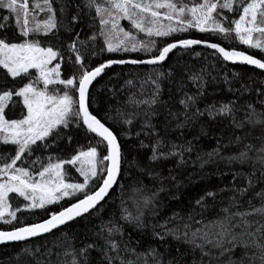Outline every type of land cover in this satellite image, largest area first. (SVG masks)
Listing matches in <instances>:
<instances>
[{"label": "snow or ice", "instance_id": "1", "mask_svg": "<svg viewBox=\"0 0 264 264\" xmlns=\"http://www.w3.org/2000/svg\"><path fill=\"white\" fill-rule=\"evenodd\" d=\"M53 3L59 4V21ZM81 4L89 13L95 9V17L92 19L99 18V31H94L86 40L80 39V33L76 32L67 44L68 63L73 68L72 75L61 78V64L53 65V61L63 59V53L51 46H41L43 41L37 39V36L41 32L45 35L52 33L59 41L58 31L62 28L65 32H73L78 15L73 14L71 22L66 23L64 15L68 5L65 0H42V4H33L32 9L39 8L41 12H46L47 19L29 26V16H32L33 20L36 17L30 11L26 0H0V7L15 14L16 27L23 37L20 42H6V38H0V68L6 70L7 77L13 78V83L16 78L21 81L28 78L27 82L19 87L9 88L7 77L0 85V142L15 146L14 156L9 157L8 153L0 156V221L11 225V230H0V242L25 241L42 237L44 234L51 235L53 230H59L60 226H66L68 222H75L76 218L86 220L87 217H94L98 223L85 229L91 233V243L82 238V246L77 247L75 236L64 232L55 237L51 245L45 241L43 251L40 245L35 249L29 246L21 249L16 258L19 259L21 253H27L31 257L39 253L45 259H37L36 264H264V187L254 191L256 184H264V99L256 101L261 105L260 108L249 101L239 104V97L219 102L218 106L217 102H213L200 108L198 102L204 95L206 83L204 75L208 73L204 67L191 72L188 79L193 82L196 92H183L178 101L183 111L165 109L170 117L168 123L176 121L175 127L182 128L190 126V122L199 121L205 115L209 121L228 120L231 130L227 143L222 142L221 136L215 148L202 155L198 154L196 159L201 167L217 160L229 165H239L241 170L232 173V180L236 181L238 177H242L245 183L242 186L232 183L230 188L220 189L221 192L231 193L226 204L223 198L220 201L215 199L216 192L207 191L195 201V206L183 214L177 210L163 219H157L163 211L164 203L159 194L167 191L163 182H175L176 178L172 175L171 168L168 169L169 175L166 177L151 167H142L139 169L141 175L146 174L150 180L157 181L158 186L152 191L149 185L140 181L139 186L132 187L131 193L122 199L125 189L121 184L117 190L118 195L113 198V202L119 201V218L112 213L105 220L101 215L103 206L100 202L118 181L123 167V155L117 136L90 111L89 86L108 65L123 64L126 61L107 60L96 67H89L85 63L86 57L96 55L97 37L103 38L104 47L108 52L148 53L150 46H156L155 40H138L131 30L126 31L120 26L122 19L129 21L132 29L144 33L147 37H166L171 33L196 29L199 32L223 34L227 39L234 32L240 43L264 52V0H200L193 2L191 6L185 0H81ZM76 7L79 11L81 5ZM221 9L232 13L234 18L229 21ZM9 18L5 16L4 20ZM165 20L167 24L162 22ZM228 23L230 27L225 26ZM254 33L257 35L254 36ZM90 42L91 49L88 47ZM201 43H206L208 48L219 53L224 61H240L264 69L261 59H255L243 51L226 50L217 43L199 39H179L165 43L163 47L156 49L158 54L152 55L151 58L143 61L130 60L127 63L155 65L164 61L178 45L188 49ZM103 50L104 48L101 49ZM71 56L75 57L74 61ZM29 69H34L35 75H32ZM159 75L157 73L158 77ZM151 82L155 85L151 98L135 101L137 105L149 106V110L141 117L140 130L151 142L146 145L141 141V147L151 148L149 162L179 157L177 166L182 165L185 163V153H191L193 145L191 142L175 144L171 141L166 145L165 136L161 135L157 126L152 123V117L157 113L151 110V105L157 103L160 86L155 80ZM40 84L43 87H39ZM57 85L63 87L57 88ZM177 85V91H182L183 81H177ZM241 89V95L249 91L243 84ZM228 90L234 93L239 91L232 87ZM256 91L259 96L264 97V90ZM129 102H133L131 98ZM10 105L23 106L20 108V118H6V108ZM117 112L123 115L119 109ZM124 123L130 124L131 120L126 119ZM228 125L224 127L227 128ZM62 128L86 129L87 132L95 134L93 139H99H95V143L90 144L86 150L78 149L69 160L49 155L48 162L44 163L41 151V155L36 156L30 165L39 166L40 170L36 173L39 179H33L29 167L16 166L18 160L32 156L37 151L50 149L63 138ZM167 128L166 123L165 134ZM255 128H259L262 133L256 137L260 141L259 146L245 142L251 135V130ZM223 130L221 129L222 132ZM139 135L138 132L137 136ZM68 139L71 141L72 137L68 136ZM166 146L168 151H164ZM231 146L238 150L230 155H223L222 149ZM104 147L106 154H101L99 149ZM65 163L74 167L79 165L76 171L84 177L83 183L66 182L65 171L62 170ZM132 166H135L134 163L129 165ZM244 168L250 170L244 171ZM92 178H95L94 190L89 187ZM97 183L98 186H95ZM249 191H252V195L243 201L242 198ZM77 193H81L82 198L77 197ZM63 197H74L76 202L67 207L61 206L59 211L46 207L57 204ZM209 197L213 200L212 204L206 202ZM16 198H23L21 207L14 208L10 204V201H16ZM253 200L258 203L254 204ZM22 209L43 210L47 218L28 223L18 215ZM13 221L16 223L13 224ZM125 224L133 228L135 237L125 233ZM148 233L152 240H158L160 244L150 243L144 249H139L140 237ZM168 241L175 245L177 255H168L165 258L170 247ZM159 248L164 251H159ZM93 251L98 253L97 258L91 256ZM188 255L192 257L190 261L185 259Z\"/></svg>", "mask_w": 264, "mask_h": 264}, {"label": "trees", "instance_id": "2", "mask_svg": "<svg viewBox=\"0 0 264 264\" xmlns=\"http://www.w3.org/2000/svg\"><path fill=\"white\" fill-rule=\"evenodd\" d=\"M68 7L66 8L64 20L66 23L71 22L73 14L78 15V20L74 24V31L71 33L65 32L62 28L58 31L60 40L56 39L52 33L47 35L42 32L37 36V39L43 41L41 46H51L54 50H59L63 53V59H57L54 62L61 64V78H67L72 75V65L68 63L69 53L67 51V44L75 36L76 32L80 33V39L86 40L89 36L93 35V32L99 31V18L95 20V9L93 8L90 13L88 9H85L81 4V0H65ZM176 2V0H174ZM189 3V6L193 2H200V0H185ZM28 6H31V0H26ZM81 5L79 11H77L76 5ZM54 9H56L55 15L57 21L60 19L59 4L53 3ZM39 10V8H36ZM31 10V8H30ZM221 12L225 13L229 21L234 18L232 13L227 12L226 9H221ZM39 12L44 15L46 12ZM88 13V14H86ZM9 16L10 18L5 21L4 17ZM124 24L128 25L125 20H121ZM23 19H21V24ZM0 38H6V42H20L23 39L20 36L19 30L16 27L15 14H11L7 9L0 7ZM230 27V23L225 25ZM110 27V26H109ZM56 32V30H53ZM136 31L135 29L132 30ZM136 33V32H135ZM139 38L138 40H144L145 42L149 39L155 40L156 46L151 47L150 52L144 51H118L108 52L103 44V38L97 37L95 41V56H88L85 58V63L89 67H96L101 63H105L107 60L119 61V60H142L144 58L151 57L154 54H158L156 49L163 47L165 43H172L179 39H199L209 43H217L227 50L243 51L247 54L257 57L264 61V52L259 49L250 48L236 38L234 32L226 39L223 34L213 32H199L196 29H189L186 32H175L171 33L166 37H147L136 33ZM136 34H134L136 36ZM89 49L92 48V43L88 45ZM104 48L103 51L101 49ZM74 61L75 57L71 56ZM201 67L207 70V75H204L205 80V91L201 100L198 102V107L204 108L205 104H212L217 102H227L228 100L236 99L239 97L238 103L243 104L245 101L252 102L257 108L261 105L257 104L258 99H264L259 96L257 89L264 90V72L252 68L251 66L243 63H228L219 56V53H215V50L207 47L206 44L192 45L188 49L177 47L172 50L165 58L164 62L157 65H134L129 63L117 64L106 67L101 75L90 87L89 103L91 104L90 111L99 118L106 127H109L113 131L114 135L117 136L118 144L120 145L123 155V167L121 173L118 176V181L114 184L113 188L106 195V197L100 202L103 206L101 213L103 219L107 220L112 213L116 214L117 219L119 218V201L113 202V198L118 195V189L121 184L124 185L125 196L131 193L132 187H138L140 181H143L145 185H149L152 191L158 186L157 181L150 180L147 175H141L139 169L142 167H151L154 171H158L163 176H168V169L173 170L172 175L175 176V182L172 180H165L163 183L167 188V191L159 194L160 199L163 203V211L157 217V219H163V217L170 215L173 211H181L182 214L186 212L190 207L195 206V201L204 195L207 191H214L217 193L215 199L220 201L223 198V202L227 203V197L231 195L229 191L221 192L220 189H227L231 187V184L243 185L245 181L242 177H238L236 181L232 180V173L240 171L239 165H229L224 161L215 163L205 164L201 167L200 162L196 159L198 154H204L217 146V140L223 137V143H227L231 126L228 125V120L221 121L217 119L215 121H209L207 116H203L197 122H190V126L182 128H176V121H171L168 116V111H183L182 107L178 103L183 92L193 94L196 92V87L193 82L188 79L191 72L199 71ZM32 75H35V70H29ZM159 73V77L157 76ZM235 74V75H234ZM7 77L6 70L0 68V85H2ZM149 77L151 79H149ZM28 78L23 81L20 78H16L13 83L12 77H7L9 81L8 87H19L23 83L27 82ZM155 80L159 83V91L157 94V103L151 105V110L156 112L157 115L152 117V123L157 126L161 135L165 136V142L167 145L168 141L175 144H187L191 142L193 145V151L191 153H185L183 159L184 164L177 166V160L179 157H170L167 160L158 162H149L148 156L151 155L150 147H141L140 142L144 144H150V138L145 136L141 132V117L146 110H149V106L146 104L137 105L135 101L147 100L152 96V92L155 90V85L151 82ZM182 80L184 88L182 91H177V81ZM129 81L131 83H129ZM249 88L248 92H243L241 85ZM229 87L238 89L237 92H230ZM131 98V101L129 102ZM15 99V98H14ZM12 107L11 105L6 108L7 119L20 118V108ZM168 109L166 111L165 109ZM123 115H119L117 110ZM129 113H140L141 115L129 116ZM130 119L131 123L126 124L124 121ZM168 124L167 134H165V124ZM228 125L227 128L224 126ZM221 129H224L223 132ZM247 130V129H246ZM150 131V130H149ZM63 138L58 140L56 144L48 150H40L35 152L32 156H26L22 160H18L17 167H29L30 171L34 176L40 170L39 166L30 167L31 161L36 156L41 155L43 152V162L47 163V157L52 155L59 159L69 160L72 155H75L76 151L86 150L90 144L95 143V134L87 132L86 129H61ZM140 133L137 136V133ZM262 135L259 128L251 130V135L245 142H251L259 146L260 141L256 139L257 136ZM68 136L72 139L69 141ZM234 138V137H233ZM51 143V141H49ZM169 148L166 146L164 151H168ZM235 146L222 149L223 155H230L237 151ZM101 154H106V147L99 149ZM3 153H8L9 157L15 155V146L10 144H4L0 142V156ZM207 158L206 156L204 157ZM134 163L135 166L129 167L130 164ZM0 166H2V160H0ZM65 179L66 180H80V177L71 164L65 163ZM244 171L250 169L244 168ZM69 172L72 176L69 177ZM259 176V172H257ZM92 178L89 182V187L94 190ZM231 182V183H230ZM98 186V183L95 185ZM264 187V184H256L254 191H259L260 188ZM14 196L15 194H10ZM252 195V191H249L246 196L242 198L246 201L249 196ZM77 197L82 198L81 193L76 194ZM16 201H19L17 203ZM16 201H10L12 207H21L24 203L22 198H16ZM75 202L74 197L62 198L57 204L46 206L49 210L59 211L60 207H67L69 204ZM208 204H212V198H206ZM256 204L258 201L253 200ZM98 206V210H99ZM129 207H131L129 203ZM199 211V208H197ZM22 216L23 220L32 223L47 218L46 212L43 210H23L18 213ZM16 222L13 221V224ZM98 221L94 217H87V219L76 218L75 222H68L66 226H60L59 230H53L52 234H44L42 237H34L25 241H12L0 245V264H36L37 259H45L41 257L39 253L35 257L28 256L27 253H21L19 259H17V253L21 252V249L26 247H32L35 249L37 245L41 246L43 251V245L45 241L51 245L53 239L60 236L61 233H68L70 236H75V243L77 247L82 246V238L86 239L87 242H92L91 233L86 232V228L97 224ZM11 225L4 224L0 221V230H9ZM125 233L132 234L134 237L136 233L133 232V228L125 224ZM160 244V241H154L151 239L150 233L140 237L139 249H144L148 244ZM170 244L168 255L176 256L175 245ZM159 251H164L163 248H159ZM183 252V247L181 248ZM93 258L98 257V253L93 251L91 253ZM186 260H191V255L185 257Z\"/></svg>", "mask_w": 264, "mask_h": 264}, {"label": "rangeland", "instance_id": "3", "mask_svg": "<svg viewBox=\"0 0 264 264\" xmlns=\"http://www.w3.org/2000/svg\"><path fill=\"white\" fill-rule=\"evenodd\" d=\"M18 2H19V0H18ZM33 4H42V0H31V6L29 5L28 7H29V9L31 8V10L30 11H32L34 14H35V20H33L32 19V16H29V26H34L35 25V23L36 22H42V21H44V20H46L47 19V13L46 14H44V15H42L40 12H39V10L38 9H32V5ZM123 20V19H122ZM126 22H128L127 24L128 25H126V24H124V26H123V23H122V21L120 20V26L121 27H123L126 31H128V30H133L132 29V27H131V24H130V22L129 21H127V20H125ZM163 23H165V24H167L168 22L165 20V21H162ZM138 33L137 31H132V33L133 34H136V33ZM141 34H143V36L145 35L144 33H140V35ZM235 34V33H234ZM254 36H256L257 34H253ZM146 36V35H145ZM136 37L137 38H139L138 37V35L136 34ZM55 64V62L53 61V65ZM50 66H52V65H50ZM29 70H31V69H29ZM39 87H43V85L42 84H40V85H38ZM51 87V86H50ZM57 88H62L63 86L62 85H57L56 86ZM64 167H65V164L64 165H62V170H64L65 171V169H64ZM76 167H79V165H76ZM76 167H75V169H76ZM78 173V175H79V177H80V180H76V179H74V180H66V182H68V183H83L84 182V177L83 176H81L80 175V173L79 172H77ZM69 174V177H71L72 176V173L71 172H69L68 173ZM65 178V177H64ZM33 179H39V177L38 176H34L33 175ZM63 198H65V197H63ZM23 199V198H22ZM11 204V203H10Z\"/></svg>", "mask_w": 264, "mask_h": 264}, {"label": "water", "instance_id": "4", "mask_svg": "<svg viewBox=\"0 0 264 264\" xmlns=\"http://www.w3.org/2000/svg\"><path fill=\"white\" fill-rule=\"evenodd\" d=\"M175 42V41H174ZM201 44H206V43H201ZM207 45V44H206ZM177 47H180L179 45L177 46ZM222 47V46H221ZM174 50V49H173ZM227 50V49H226ZM245 54H247V53H245ZM247 55H250V54H247ZM149 58H151V57H148V58H144V59H142V60H139V61H143V60H146V59H149ZM253 58H255V59H258L257 57H255V56H253ZM127 61H130V60H126V62L125 63H127ZM262 61V60H261ZM164 61H160L158 64H161V63H163ZM226 62H228V63H243V64H246V63H244V62H240V61H235V62H233V61H226ZM262 62H264V61H262ZM117 64H120V63H113V64H111V65H108L107 67H109V66H112V65H117ZM124 64V63H123ZM129 64H132V63H129ZM134 65H147V66H150V65H148V64H144V63H137V64H134ZM155 65H157V64H155ZM248 65V64H247ZM249 66H251L252 68H255V69H257V70H260V71H262V72H264V69H259V68H257L256 66H254V65H249ZM98 78V77H97ZM97 78L94 80V81H96L97 80ZM94 81H93V83H94ZM92 83V84H93ZM91 84V85H92ZM91 85L89 86V88L91 87ZM111 190V189H110ZM110 190H109V192H110ZM76 202V201H75ZM74 203V202H73ZM46 219V218H45ZM9 230H11V229H9ZM4 231H8V230H4ZM34 238V237H33ZM30 239V238H29ZM8 242H12V241H6V242H0V245L1 244H4V243H8Z\"/></svg>", "mask_w": 264, "mask_h": 264}]
</instances>
